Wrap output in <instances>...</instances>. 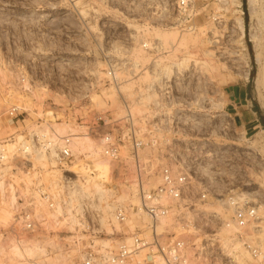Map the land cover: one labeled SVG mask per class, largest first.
Listing matches in <instances>:
<instances>
[{"label":"rangeland","instance_id":"374dc122","mask_svg":"<svg viewBox=\"0 0 264 264\" xmlns=\"http://www.w3.org/2000/svg\"><path fill=\"white\" fill-rule=\"evenodd\" d=\"M193 1L198 11L195 25L184 30L172 24L173 0H0V138L14 131L5 115L14 103L24 109L18 118L21 124L78 137L73 138L75 157L69 167L77 175L76 185L74 190L63 191L72 200L59 202L60 214L57 208L42 207L47 233L34 238L20 235L28 237H20L28 242L57 241L60 249L45 248L50 257H63L61 264H80L79 248L70 241L76 230L81 232L75 218L82 215L90 225L110 229L111 215L101 223L98 206L105 198L98 195L94 182L101 180L99 184L113 196L111 211L119 203L135 204L137 199L134 164L127 150L121 149L126 174H111L116 164L107 161L109 178L98 179L93 162L96 157L106 160L99 151L91 155L86 143L97 147L98 140L85 135V124L99 111L119 116L120 92L128 98L138 95L134 111L145 112L153 99L148 85L156 80L158 70L167 76L185 71L183 84L173 91L180 116L170 124L167 137L172 154L162 151L159 156L185 161L195 181L208 188L209 199L195 202L191 220L200 225L202 212H214L216 217L207 222L214 228L224 218L217 194L248 193L251 198H264L263 124L240 128L228 109L233 93L243 86L250 108L256 106L257 115L264 118V0ZM143 42L156 44L158 51L143 50ZM127 51L136 52L141 68L119 88L110 86L104 80L108 60L119 59ZM21 75L28 89L17 84ZM83 136L89 141L86 139L87 146L81 149L77 142ZM151 154L155 155V149L139 150L141 157ZM44 162L47 160L36 163L41 166ZM47 177L43 176L46 183ZM52 191L58 190L54 187ZM120 194L123 199L118 201ZM4 211L9 215L4 216ZM11 215L9 205L0 202L3 243L19 239L10 233ZM8 256L1 253L0 264H39L34 257L11 260Z\"/></svg>","mask_w":264,"mask_h":264},{"label":"built area","instance_id":"2783aa9c","mask_svg":"<svg viewBox=\"0 0 264 264\" xmlns=\"http://www.w3.org/2000/svg\"><path fill=\"white\" fill-rule=\"evenodd\" d=\"M196 15L193 0H173L171 20L175 26L191 30ZM141 47L153 54L158 51L156 44L143 42ZM140 68L136 52L127 51L119 59L108 60L104 80L119 88ZM184 80L185 71L167 76L158 70L156 80L148 85L153 99L145 112L134 111L139 104L138 95L128 98L120 92L119 116H112L109 110L99 111L85 124V135L92 134L98 140L99 154L116 164L111 174H126L121 149L129 152L134 164L137 201L114 206L111 222L118 228L108 221L109 231L90 225L82 215L75 218L81 232L74 231L71 244L79 248L80 264H243L237 258L238 249L247 254L246 264H264V198H251L248 193L217 194L224 218L211 228L207 222L216 215L202 212L203 223L196 225L190 212L196 201L209 199L208 188L195 181L185 161L159 156L162 151H168V156L172 154L167 137L170 124L180 116L173 91ZM17 84L23 90L29 86L23 75ZM23 112L20 103L6 109L5 115L15 128L0 138V179L13 187L15 193L9 230L19 235V239L20 235L34 237L47 233L48 220L42 207L53 210L57 202H70L72 197L63 191L74 190L77 180L76 173L69 169L75 157L73 138L77 137L70 132L58 134L40 126L23 125L18 120ZM144 148L155 149V155L139 156V150ZM38 155L47 159L49 170L59 172L56 181H52L49 173L46 183L43 176L49 171L37 165ZM151 181L156 184L150 186ZM54 187L58 191H52ZM112 240L116 243L112 244Z\"/></svg>","mask_w":264,"mask_h":264},{"label":"bare ground","instance_id":"6f19581e","mask_svg":"<svg viewBox=\"0 0 264 264\" xmlns=\"http://www.w3.org/2000/svg\"><path fill=\"white\" fill-rule=\"evenodd\" d=\"M240 28L242 29V24H240ZM182 40V39H181ZM238 57V56H237ZM230 58V59H229ZM229 60H231V55H229ZM247 75V73L245 74ZM247 78V76H246ZM107 96V95H106ZM114 96V93L113 91L110 92V96H109V100L112 99V97ZM108 97V96H107ZM112 101V100H111ZM203 103V102H202ZM78 138V137H77ZM88 137L86 136H83L82 139L84 140H81L79 142H77V145H79L81 147V149H84V143L86 142L85 140L87 139ZM80 140V139H79ZM88 140V139H87ZM89 141V140H88ZM87 145V148L89 147L90 149V152H91V155H95L97 154V152L99 151V147H94L91 143L88 144L86 143ZM85 146V147H86ZM78 147V146H77ZM94 147V148H93ZM73 148V146H72ZM79 148V147H78ZM76 148V149H78ZM80 149V148H79ZM123 152V151H122ZM90 154V153H89ZM43 156L42 155H38L36 157V161L37 160H41V159H44V160H47L46 158H42ZM97 160H95L93 162V167H94V170L96 171L97 173V176H98V179H100L99 177H103V178H109V165L107 164V160L104 161L103 159H98V157H96ZM131 158V157H130ZM40 163V162H39ZM45 163V162H44ZM42 167L45 168V170H48L49 172L48 173H52V181L53 180H57L58 179V175H59V172L57 171V173H55V170H49L48 167H47V163H45L44 165H42ZM95 173V172H94ZM93 173V174H94ZM46 175L48 177H50L49 174H45V177ZM96 176V177H97ZM47 177V178H48ZM49 179V178H48ZM47 179V180H48ZM92 179H94V177H92ZM91 179V180H92ZM96 179V178H95ZM99 181V180H98ZM101 181V180H100ZM99 181V182H100ZM99 182H94L93 183V186L94 188H96L95 190L99 193L98 195H100L101 197L104 196L105 198V203L98 206L100 211H101V215H102V218H101V223H104L105 224V218L110 216L112 217V195L110 193L107 192L106 190V187H104L105 189H103V187L101 186V184H99ZM135 196V195H134ZM14 198H15V193H14V188L11 187V186H7L6 183L0 179V202H5L9 205L10 209H12V205H13V201H14ZM103 198V199H104ZM116 199V198H115ZM121 199H123V196L120 194L119 197H118V201H120ZM102 200V199H101ZM114 201V200H113ZM135 201H137L135 199ZM4 204V203H3ZM100 204V203H99ZM56 211L60 212V209H61V206L59 205V203L57 202L56 204ZM8 208V207H7ZM2 210V209H1ZM54 210V209H53ZM51 210V211H53ZM5 214L4 216H8L9 213L7 211H4ZM7 212V213H6ZM58 212V214H60ZM44 215V214H42ZM66 216V215H65ZM67 219L69 217H66ZM63 220H64V217H63ZM74 219L71 218V220L69 221L70 224L72 225V223L74 222L73 221ZM67 222V221H65ZM47 223V222H46ZM113 224L115 227H117V224L113 221ZM70 225V226H71ZM132 225L129 226V228H131ZM70 229H72L71 227H69ZM225 233H228V231H225ZM72 236V235H71ZM73 237V236H72ZM34 238V237H33ZM71 238V237H70ZM71 241V240H70ZM110 242L108 240H106V244H109ZM224 246L226 247V242L224 241L223 242ZM45 246H48L50 247L51 249H60L59 246H61L57 241H54V240H51V239H48V240H44V241H34V242H28L27 240L25 239H20V240H10L8 243H3L2 241H0V254L1 253H7L9 256V258L13 259V258H23L25 255L26 256H30V257H34L35 259H37V262L39 264H61L62 263V260H63V257L61 256H57L55 255L54 257H50L49 256V253H48V250L47 248H45ZM227 248V247H226ZM241 254V258H238L239 261H241L243 264L245 262V259H247V254L244 253L241 249H240V253ZM41 259V260H38V259ZM43 258V259H42ZM11 259V260H12Z\"/></svg>","mask_w":264,"mask_h":264},{"label":"crops","instance_id":"0c3cea01","mask_svg":"<svg viewBox=\"0 0 264 264\" xmlns=\"http://www.w3.org/2000/svg\"><path fill=\"white\" fill-rule=\"evenodd\" d=\"M198 13V11H197ZM247 91L242 86L236 92L233 93V98L229 102V110L234 116L235 123L243 129H250L261 125L263 122L262 117L257 115L258 112L255 108H250L247 103Z\"/></svg>","mask_w":264,"mask_h":264},{"label":"trees","instance_id":"16d2710c","mask_svg":"<svg viewBox=\"0 0 264 264\" xmlns=\"http://www.w3.org/2000/svg\"><path fill=\"white\" fill-rule=\"evenodd\" d=\"M254 108H255V110L257 111V112H259V109L256 107V106H254ZM262 122L264 121V118L262 117V120H261ZM263 124V127H264V122L262 123Z\"/></svg>","mask_w":264,"mask_h":264}]
</instances>
